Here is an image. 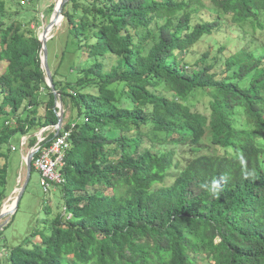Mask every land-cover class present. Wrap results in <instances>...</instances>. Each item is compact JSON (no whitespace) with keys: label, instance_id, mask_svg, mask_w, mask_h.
Segmentation results:
<instances>
[{"label":"trees","instance_id":"trees-1","mask_svg":"<svg viewBox=\"0 0 264 264\" xmlns=\"http://www.w3.org/2000/svg\"><path fill=\"white\" fill-rule=\"evenodd\" d=\"M36 1L0 0V211L15 137L56 139ZM63 13L48 47L62 46L50 65L72 146L44 191L62 186L64 205L44 202L0 264H264V0H68ZM220 177L212 196L202 185Z\"/></svg>","mask_w":264,"mask_h":264},{"label":"rangeland","instance_id":"rangeland-1","mask_svg":"<svg viewBox=\"0 0 264 264\" xmlns=\"http://www.w3.org/2000/svg\"><path fill=\"white\" fill-rule=\"evenodd\" d=\"M33 2L34 1H31L32 4ZM36 2L43 22L47 25L52 15V13L50 14L49 9L52 5H55V0H37ZM200 6H202V4ZM44 13H46V17L44 16ZM62 24L55 29L59 31L62 28ZM38 32L39 34L43 32L42 25L38 28ZM56 34L57 32L53 30L51 33V38ZM205 45L207 44L200 43L194 49L193 54L188 56L189 60H194L196 56L200 54L199 51L202 52L205 49ZM61 47V44L58 42L56 43V45H54V50L53 47H51V51L49 54V60L51 61V63L52 61H54L55 55L60 52ZM52 130H55V128H52ZM23 139L24 138H20V136L15 137V139L13 140V145L17 147V150L12 151L9 154L11 173L8 187L11 192L9 197L5 200V205H12L14 203L27 176V167L26 164H23V155L27 156L32 147L28 143V140L23 147ZM5 161V159L0 160V166L4 165ZM62 191V186H55L51 189L50 192H45L41 185V175L37 170H34L32 179L25 191V195L23 197L20 208H18V210L16 211L17 213L15 215L14 221L12 222L11 226L7 227V229L4 231V234L0 236V250H2L1 246L4 243L3 240H7L10 243H18L29 234V231H31L34 227L38 226L41 223V219L43 218L42 214L46 215L43 208L44 202L48 200V204L50 206L59 205L63 207L64 202L63 199L60 198V196L63 197ZM12 217L10 219H12ZM6 220H8L7 217L3 218L0 221V226ZM38 239L39 238L37 237L36 240Z\"/></svg>","mask_w":264,"mask_h":264},{"label":"water","instance_id":"water-1","mask_svg":"<svg viewBox=\"0 0 264 264\" xmlns=\"http://www.w3.org/2000/svg\"><path fill=\"white\" fill-rule=\"evenodd\" d=\"M67 1L68 0H55V5H54V9H53L50 21L47 25L43 22L42 24L43 32L40 34V40L42 42V68L44 69L46 73L47 82L49 86L52 88L56 96V108L58 109L57 110L58 123L54 126L56 135H58L61 132L63 124H64L65 107H64L62 95L58 92V90L56 89L55 83H54L53 71L50 65V60H49L50 52H49L48 42L51 38L52 31L63 23V20L65 18L64 13H63V8ZM48 130H49V127H45L42 130H40V132L36 133V135L38 136L37 143L31 148L27 156H23L24 157L23 164H26V167H27V176H26V179L22 185V188L17 198L15 199L13 203V207L8 210H3V207L5 206V202L3 203L2 209L0 211V221L5 217H7L8 220L2 223V225L0 226V229H3L10 222L11 220L10 218L18 210L21 199L23 198L25 194L27 186L30 182V178L32 176L33 160H34L35 154L40 149V142L44 138L45 132Z\"/></svg>","mask_w":264,"mask_h":264},{"label":"built area","instance_id":"built-area-1","mask_svg":"<svg viewBox=\"0 0 264 264\" xmlns=\"http://www.w3.org/2000/svg\"><path fill=\"white\" fill-rule=\"evenodd\" d=\"M70 137V131L60 132L52 144L44 147L40 145V149L35 154L34 166L41 175V185L46 191L51 188L53 183L65 181L62 168L65 163V152L72 146ZM44 139L45 137L42 141ZM22 145H25V141L22 142Z\"/></svg>","mask_w":264,"mask_h":264},{"label":"clouds","instance_id":"clouds-1","mask_svg":"<svg viewBox=\"0 0 264 264\" xmlns=\"http://www.w3.org/2000/svg\"><path fill=\"white\" fill-rule=\"evenodd\" d=\"M25 141V144L27 142V138L25 137L23 139ZM24 147V145H22ZM24 156V155H23ZM224 177L220 178H213L208 183L202 185V187L212 196H218L221 191V184L224 181Z\"/></svg>","mask_w":264,"mask_h":264},{"label":"bare ground","instance_id":"bare-ground-1","mask_svg":"<svg viewBox=\"0 0 264 264\" xmlns=\"http://www.w3.org/2000/svg\"><path fill=\"white\" fill-rule=\"evenodd\" d=\"M13 207V204L12 205H5L4 207H3V210H8V209H10V208H12Z\"/></svg>","mask_w":264,"mask_h":264}]
</instances>
